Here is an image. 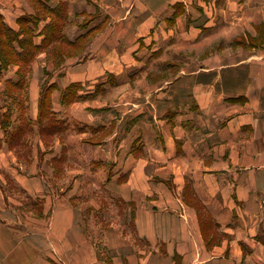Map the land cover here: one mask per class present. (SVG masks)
I'll return each instance as SVG.
<instances>
[{"label": "crops", "instance_id": "crops-1", "mask_svg": "<svg viewBox=\"0 0 264 264\" xmlns=\"http://www.w3.org/2000/svg\"><path fill=\"white\" fill-rule=\"evenodd\" d=\"M62 4L61 33L83 45L48 83L146 67L142 101L129 108L138 119L127 135L138 133L125 141L118 124L103 142L128 167L101 184L91 185L88 164L58 170L71 158L44 150L36 124L40 84L56 64L47 25ZM4 27L18 53L28 32L36 54L0 60V101L16 102L0 107L14 120L0 127V264H264V0H0V41ZM22 106L32 138L20 133Z\"/></svg>", "mask_w": 264, "mask_h": 264}, {"label": "rangeland", "instance_id": "rangeland-1", "mask_svg": "<svg viewBox=\"0 0 264 264\" xmlns=\"http://www.w3.org/2000/svg\"><path fill=\"white\" fill-rule=\"evenodd\" d=\"M75 6L77 7L76 9H80L82 7H85V3L75 4ZM88 7L90 11H95V7H93L91 4H89ZM96 13L97 10L93 13L95 17ZM91 20L92 19H88L87 21V19L85 18L77 31L87 28ZM57 24L59 26L61 25V27H63L64 29V20H61ZM61 35H63V39H65L64 42L66 43H63V45L60 43L55 44L57 51L58 48L64 47L62 49L64 50V54L63 56H60L62 58H60L59 56L55 58L56 64H54V66H51L49 76H47L43 83L40 84L39 88V94L42 90H46V88L50 93L51 113L42 118L41 124L51 125L53 127V131L57 133V135L55 136L50 135L51 133H42L43 135L41 136L43 139L49 141H57L56 143H52L51 145H49L48 141L47 143H44L43 148L44 150H47L48 147H50V149L52 150L55 149L57 154L61 156L60 158L63 157L62 160L65 159L64 156L66 155L67 157L69 156L71 158V161H68V159L65 160L66 164L64 163L62 165V163H56L55 166H57L58 170L61 169L62 166L65 167L66 170L69 167L74 168L75 170L82 165L84 166L88 164L89 168L87 169H90V175L88 176L90 182L92 181L91 185H93L92 183L101 184L103 178L112 175L114 172L120 171L122 173V170H125V168L128 167L127 163L114 160L112 159V157H106L109 152V154L113 155V148L104 145L105 143L103 142L113 133L114 128L118 124L120 127V137L121 139H124L125 137V141L138 133H134L133 135H131V137L127 135L129 127L134 125L138 119L137 115H132V111H129V108L134 106L132 102L141 103L142 101V89L146 84V75L144 71L146 67L141 66L130 68L122 76L108 74L105 78H102L93 83L83 84L80 82H73V86L65 90V88L68 87L70 83L64 85L60 84L57 80L49 83L48 81L53 77V74L60 75L62 73L61 66L63 60L65 59V57H70L74 54L76 55L77 53H79L80 49H76V47L78 48L82 46L83 40L79 39L76 41V43H74L76 39L74 41H71L67 38V36H64L63 33H61ZM71 42L74 43L73 45L76 44L75 47H73V49H71L70 47L67 49L65 44H69ZM65 47L67 50L65 49ZM34 54H36V52ZM12 56L13 55H11L9 59H13ZM27 69L28 68L26 66L20 68V94H28V84L26 77L28 76ZM8 89L10 91V94H14L12 93V91H16V89L13 88L12 84L8 85ZM64 90V94H73V97L63 96V99L61 95ZM135 92L139 94H134ZM52 94H56L57 103L55 107H58L57 110H53L51 99ZM63 100H65V102H62ZM3 101H0V107L2 105H5V101L10 103V106L16 104L14 100L10 99ZM73 101H80L85 105L84 108H82L81 111L78 112L77 116L72 115L68 109L69 105ZM22 107L23 110L21 111L20 116L22 117L23 124L20 125V129L24 130V132L26 133V137L32 138L31 134L34 127L31 125V122L27 120L28 110L24 108V106ZM4 113L6 114V125L7 122L9 123V125H11L12 122H14V120L12 121V114L9 112ZM0 114H2L1 111ZM16 124L14 126V129L16 128ZM36 124L38 125V123ZM55 127L57 130L55 129ZM34 129H36V127ZM84 142L88 143L89 145L87 144L88 146H86V143ZM98 144L102 145L97 146ZM124 144L125 146H123L122 149L126 150L128 148V142H124ZM31 149V147L26 145L21 147L20 151L27 156V154L31 152ZM47 155H49V153ZM82 155L85 156L82 157ZM86 156H89V159L91 161L89 163H84L83 161L82 163L80 158H83L84 160V157ZM46 165L50 166V164ZM67 179L63 180L62 183V180H58L59 184L61 183L62 189H65L67 184L70 182V178ZM101 196L104 197V192L101 194Z\"/></svg>", "mask_w": 264, "mask_h": 264}, {"label": "trees", "instance_id": "trees-1", "mask_svg": "<svg viewBox=\"0 0 264 264\" xmlns=\"http://www.w3.org/2000/svg\"><path fill=\"white\" fill-rule=\"evenodd\" d=\"M64 13H65V6L64 4L62 5H58L56 7V18L51 21L47 26H48V32L46 33V41H45V45L49 42H53L54 40H56V44L60 43L63 45L65 39H63V35H61V30L62 27L61 25L59 26L57 23L60 22L61 20L63 21L64 18ZM5 30V33H7V37L6 40L2 39L0 41V60H1V64H6L8 62L11 61H15L17 59H20V62L22 64H26L27 62H29L33 57H34V53L36 52V48L32 45L31 43V38L30 35L26 33L25 38H20L18 40L19 44H20V48L22 49L20 51V53H18L17 51H15L11 46H9L11 44V42L16 39V36L14 34H12V30H10L9 28L4 27L3 28ZM27 31V30H26ZM64 48V47H63ZM63 48H58L55 49L54 54L56 55V57H60L63 56L64 54V50H62ZM60 49V50H59ZM13 55V59H9L10 56ZM19 57V58H18ZM62 58V57H60ZM23 67V66H22ZM73 86V83H70L68 85V87L65 88V90H67L68 88H71ZM65 90L62 92V98L64 97H73V94H64ZM64 99V98H63ZM62 102H65V100H63ZM50 93L48 91V89L46 88V90H42L39 96V100H38V117H37V123L38 126H40V132L41 133H53V127L51 125L48 124H41V120L43 117H45L46 115L50 114ZM0 126L1 128L6 131L7 126L9 125V123L5 122V117L6 114L2 113L0 114ZM56 129V127H55ZM54 129V130H55ZM57 130V129H56ZM55 130V131H56ZM23 129H20V133L23 132ZM16 132H11L9 133L8 137L11 140H15L16 139ZM13 142V141H12Z\"/></svg>", "mask_w": 264, "mask_h": 264}]
</instances>
